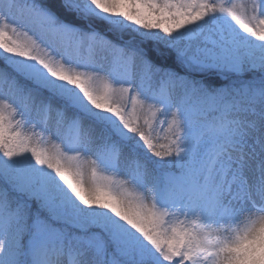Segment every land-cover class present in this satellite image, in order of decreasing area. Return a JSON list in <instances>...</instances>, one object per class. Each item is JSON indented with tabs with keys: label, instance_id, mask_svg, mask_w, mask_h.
Returning <instances> with one entry per match:
<instances>
[{
	"label": "snow or ice",
	"instance_id": "snow-or-ice-1",
	"mask_svg": "<svg viewBox=\"0 0 264 264\" xmlns=\"http://www.w3.org/2000/svg\"><path fill=\"white\" fill-rule=\"evenodd\" d=\"M0 264H264V0H0Z\"/></svg>",
	"mask_w": 264,
	"mask_h": 264
},
{
	"label": "rangeland",
	"instance_id": "rangeland-1",
	"mask_svg": "<svg viewBox=\"0 0 264 264\" xmlns=\"http://www.w3.org/2000/svg\"><path fill=\"white\" fill-rule=\"evenodd\" d=\"M235 2H237V3H241V2H244V0H235ZM105 175H114V174H112V173H109V172H105L104 173ZM118 179H122L121 177H117Z\"/></svg>",
	"mask_w": 264,
	"mask_h": 264
}]
</instances>
